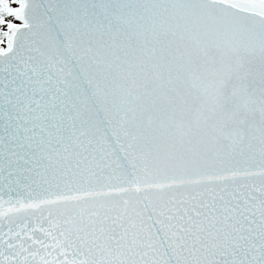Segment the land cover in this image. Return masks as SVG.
<instances>
[{"label": "snow or ice", "instance_id": "obj_1", "mask_svg": "<svg viewBox=\"0 0 264 264\" xmlns=\"http://www.w3.org/2000/svg\"><path fill=\"white\" fill-rule=\"evenodd\" d=\"M0 264H264V0H0Z\"/></svg>", "mask_w": 264, "mask_h": 264}]
</instances>
